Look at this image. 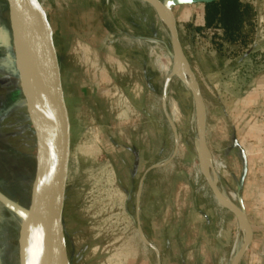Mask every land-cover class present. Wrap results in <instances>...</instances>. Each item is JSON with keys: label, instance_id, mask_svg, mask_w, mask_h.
<instances>
[{"label": "rangeland", "instance_id": "374dc122", "mask_svg": "<svg viewBox=\"0 0 264 264\" xmlns=\"http://www.w3.org/2000/svg\"><path fill=\"white\" fill-rule=\"evenodd\" d=\"M57 1L40 0L57 30L55 39L65 99L72 110L74 140L63 218L70 263L181 264L185 255L190 262V257L199 255L198 245H193L195 254L188 249L187 254L183 252L180 256L179 250L191 245L190 228L197 212L192 208L193 214L186 217L187 229H180L176 218L178 191L186 185L187 195L191 194L187 204L193 201L195 206L202 202L208 205L209 212L219 204L200 170L192 93L176 77L170 80L166 91L173 68L168 32L147 3L103 0L109 32L99 34L100 42L110 48L119 44L126 46L118 50L117 56L125 59L122 60L87 43L86 32H70L67 25L72 23L73 8L68 13L70 16L59 14L64 21L58 22ZM240 1L242 22L240 28L232 30L235 32L226 34L222 26H194L193 19L178 23L184 54L206 106V138L215 164L213 169L219 177L218 185L224 192L235 194L236 184L231 181L235 169L224 151L230 136L226 127L232 125L231 118L225 114L232 103L228 93H232L235 78H239L237 74L244 63L264 62V0ZM82 10L79 14L84 12ZM177 12L179 15L181 11ZM77 20V26L82 28L83 17ZM4 22L9 23V20L0 0V264H20V212L28 210L31 203L36 143L15 65L10 24L7 28ZM196 28L202 31L197 32ZM131 61L134 64L143 61L149 66L155 104L153 117L150 111L149 119L146 114L139 117L138 132L128 134L126 130L133 129V125H128L131 118H124L116 131L113 125L108 127L110 120L117 117L111 114L114 103H118L119 108L123 103V110L127 109L126 105L130 108L135 103L125 91V84L139 79L138 74L129 73L123 78L122 91L120 86L103 91L100 83L105 80L101 77L103 70L109 72L108 67L115 66L114 62L121 72V63ZM73 65L78 67L73 68ZM118 111L120 114V109ZM169 119L176 127L177 142ZM217 131L221 135L217 136ZM220 164L226 169L217 173L216 165ZM152 166L156 168L144 188L140 221L145 237L164 247L162 255L142 241L136 211L140 180ZM169 208H172L171 216L166 213ZM219 208L227 214L233 227L229 241L219 249L214 264H230L239 226L231 212ZM226 219H219V240L224 237Z\"/></svg>", "mask_w": 264, "mask_h": 264}, {"label": "water", "instance_id": "95a60500", "mask_svg": "<svg viewBox=\"0 0 264 264\" xmlns=\"http://www.w3.org/2000/svg\"><path fill=\"white\" fill-rule=\"evenodd\" d=\"M1 1L12 32L15 59L17 60L16 50H18V46L28 59L43 89L47 118V125L43 131L36 128L32 121L38 140L37 166L31 203L28 210L25 211V218H22L19 235V262L20 264H71L67 253L63 219L70 168L71 139L62 67L54 40V32L40 0ZM138 1L149 4L157 15L160 16V13H164L168 17L166 31L171 40L173 68L166 84V91L170 80L176 77L192 93L197 118L195 124L200 170L219 206L231 212L237 222L243 223L248 229L247 240L239 247L235 246V251L230 260V264H241L253 241V229L239 197L236 195L238 207H235L227 198L226 192L218 185L219 177L212 167V155L206 140L207 113L204 98L184 54L179 36L178 21L173 11V8L177 6H206L220 0ZM184 64L191 72L192 80L184 75ZM22 94L32 120L31 105L23 90ZM163 108L166 110L165 98ZM170 124L177 142L176 127L172 120H170ZM163 165L164 163L160 166ZM155 168L153 166L149 171ZM37 222L39 224L36 229ZM139 232L142 241L158 254L157 249L146 239L140 222Z\"/></svg>", "mask_w": 264, "mask_h": 264}, {"label": "crops", "instance_id": "0c3cea01", "mask_svg": "<svg viewBox=\"0 0 264 264\" xmlns=\"http://www.w3.org/2000/svg\"><path fill=\"white\" fill-rule=\"evenodd\" d=\"M72 8L74 10L73 18L71 19L72 23L67 25L70 32H86L84 40L87 43L93 46H99L105 52L110 54L113 53L115 56L119 54V49H125L126 46H123L122 44L121 46L119 44L110 48L106 45V43L102 41L100 42L99 34L102 32L107 34V32H109L108 22L104 12L103 0H89V2H86V0H58L55 11L58 22L60 20L61 22L64 21V19L59 18V14H66L70 16L68 13ZM78 8L83 9L82 11L84 12L79 14L80 9ZM76 9H78V11H76ZM173 11L178 23H187L189 19H193L194 23L192 24L198 27H203L206 23V6L204 5H200L199 8L195 5L177 6L173 8ZM177 11H181L179 12V15ZM80 16L83 17L85 22V25H83L82 28H79L76 23L78 22L77 19H79ZM50 23L54 32V40L56 44L55 32H57V30H55L53 22L50 21ZM73 56L75 55L73 54ZM118 58L125 60L123 57ZM121 64V72L117 70L116 62H114L115 66L111 65L108 67L109 72H105L103 70L104 74L102 73L101 77H105V80L101 79L102 81L100 86L101 88H104L103 91H110L112 86H120V90L122 91L124 85L123 78L129 73L138 74L139 79H136V81L133 82L131 80V82L125 84L127 86L125 91L130 95L128 96L131 97V100L135 103L131 104L130 108L126 105L127 109L125 108V111L123 110V103H121L120 108L118 103H114V111H111V114H115L117 117L110 120L111 123L108 127L111 128L113 125V129L116 131L119 128H116L117 125L122 126V120H124V118H131L128 125L131 124V127L133 125V129H129L130 131L126 130L129 134L130 132H138L139 117L146 114L147 119H149V111L152 113L153 117L155 91L151 88L149 76L150 71L147 63L145 64V62L142 61L140 64L139 62L134 64V61H131ZM75 67L77 68L78 66L73 65V68ZM104 69L106 68L104 67ZM241 70L242 71L239 72L240 74H237V76L239 75V78H235L234 83H236V85H234L232 93H228V95L232 98V103L225 111V114L231 118L232 125L226 127V133H229L230 136H228L224 151L225 154L229 156L230 165H232L235 169L231 181L236 184V195L242 201L245 213L253 229V241L241 264H264V62H246L242 66ZM217 94L219 95L218 90ZM66 105L70 126L71 159L74 140L72 133V110L69 103H66ZM145 105L146 108H144ZM118 109H120L122 113L120 112L119 114ZM134 126H136V128H134ZM216 134L217 136L221 135V132L217 131ZM206 140L208 149L211 152L208 144V138H206ZM35 143L37 161L38 140L36 133ZM149 170L150 168L142 176L137 193L136 211L138 213L141 228L142 221H140V216L142 214L141 207L145 190L144 188L148 185L152 176L151 171ZM184 187L186 188V185H184ZM185 188H180L178 196H176L178 200V208L176 209L178 215H176V218L180 225V229L182 227V229H187L186 225L188 222L186 221V217L188 214H193L194 211H192V208L196 210L197 213L195 221L192 223V227L190 228L192 241L189 243H191V245L184 246V248L179 250V253L180 256H182L181 253L183 252L187 254L188 249L189 252H194L193 245L195 243L198 245L199 255L190 257V262H188V258L185 255L181 259L183 260V263L181 264H214V261H217L218 255L220 254L218 252L219 249H222L224 244L229 241L231 237V228L233 226L231 227V222L229 221L227 214H225L218 205L214 206L212 211L209 212L207 207L208 205H204L202 202L195 206L193 201H190L189 204H187V198L190 197L191 194L188 196V190ZM185 190L186 194H183ZM171 209L172 208L166 210L168 216H171ZM224 217L227 218V227L225 228L224 237L219 240L217 238V230H219V227L221 226L219 219ZM183 232L184 230L180 233V239L183 237ZM146 239L148 240L147 237ZM148 242L152 244L161 255L163 254L162 252H164V247L161 248L156 245L155 241L150 242L148 240Z\"/></svg>", "mask_w": 264, "mask_h": 264}, {"label": "bare ground", "instance_id": "6f19581e", "mask_svg": "<svg viewBox=\"0 0 264 264\" xmlns=\"http://www.w3.org/2000/svg\"><path fill=\"white\" fill-rule=\"evenodd\" d=\"M159 17H160L163 27L167 29L168 28L167 15L164 13H160ZM17 49H18L16 50L17 60L15 62V65L18 71L20 87H21V90H23V92L26 94L28 101L31 105L32 121L35 127L43 131L45 130L46 125H47L44 92L25 54L20 49V47L17 46ZM183 72H184V75L188 79L190 80L193 79V76L191 72L189 71L188 67L186 66V64L183 65ZM211 162H212L211 163L212 167L214 168L215 164H213V160ZM226 196L235 207H238V199L235 193L231 191H227ZM20 216L24 219L26 216V212L21 211ZM38 224L39 223L37 222L36 229L38 228ZM238 226H239V234H238L236 245H235L237 247L238 245H242L247 240L248 235H249L248 229L243 223H238ZM234 251H235V248H234Z\"/></svg>", "mask_w": 264, "mask_h": 264}, {"label": "trees", "instance_id": "16d2710c", "mask_svg": "<svg viewBox=\"0 0 264 264\" xmlns=\"http://www.w3.org/2000/svg\"><path fill=\"white\" fill-rule=\"evenodd\" d=\"M242 6L240 0H220L206 5V23L204 28L222 26L226 34H229L232 30L240 28L242 22ZM4 25L9 28L8 22H4ZM195 31H202V28H196Z\"/></svg>", "mask_w": 264, "mask_h": 264}, {"label": "built area", "instance_id": "2783aa9c", "mask_svg": "<svg viewBox=\"0 0 264 264\" xmlns=\"http://www.w3.org/2000/svg\"><path fill=\"white\" fill-rule=\"evenodd\" d=\"M225 169H226V167H224L222 164H220L219 167L216 165L217 173H220V171H224Z\"/></svg>", "mask_w": 264, "mask_h": 264}]
</instances>
